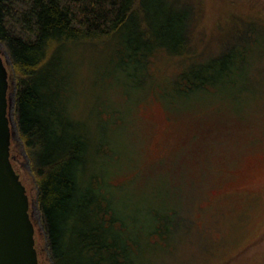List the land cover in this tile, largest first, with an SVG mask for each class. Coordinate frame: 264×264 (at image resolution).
Returning <instances> with one entry per match:
<instances>
[{
	"label": "rangeland",
	"instance_id": "obj_1",
	"mask_svg": "<svg viewBox=\"0 0 264 264\" xmlns=\"http://www.w3.org/2000/svg\"><path fill=\"white\" fill-rule=\"evenodd\" d=\"M170 1L191 13L188 54L159 51L139 86L117 70L110 46L69 57L76 117L109 147L91 168L114 170L118 206L145 233L152 209L173 218L166 236L143 235L136 264H264V0ZM230 48L236 70L220 89L176 95L173 78L188 62ZM0 52L8 58L3 44ZM11 154L38 262L48 264L34 176L16 132Z\"/></svg>",
	"mask_w": 264,
	"mask_h": 264
},
{
	"label": "trees",
	"instance_id": "obj_2",
	"mask_svg": "<svg viewBox=\"0 0 264 264\" xmlns=\"http://www.w3.org/2000/svg\"><path fill=\"white\" fill-rule=\"evenodd\" d=\"M190 14L170 0H0L14 125L34 176L48 264H136L143 235L171 229L173 218L152 209L151 230L142 231L118 206L114 170L106 176L91 168L109 147L76 117L69 57L85 46H110L117 70L139 86L159 51L188 54ZM233 54L188 62L173 78L176 95L220 89L236 70Z\"/></svg>",
	"mask_w": 264,
	"mask_h": 264
},
{
	"label": "water",
	"instance_id": "obj_3",
	"mask_svg": "<svg viewBox=\"0 0 264 264\" xmlns=\"http://www.w3.org/2000/svg\"><path fill=\"white\" fill-rule=\"evenodd\" d=\"M9 60L0 56V264H39L29 197L11 164L10 143L16 129L8 96Z\"/></svg>",
	"mask_w": 264,
	"mask_h": 264
},
{
	"label": "flooded vegetation",
	"instance_id": "obj_4",
	"mask_svg": "<svg viewBox=\"0 0 264 264\" xmlns=\"http://www.w3.org/2000/svg\"><path fill=\"white\" fill-rule=\"evenodd\" d=\"M0 56L2 57V60L4 61V55H3L2 52H0ZM8 79H9V73H8ZM11 89H12V94H13V92L15 90V87H14V82L12 81V79L10 81H8V90H7V93H8V96H10V97L12 96V100H14V95H12V94L9 93V91ZM11 151H12V149H11ZM15 159H16V157L11 154V161L13 162V161H15Z\"/></svg>",
	"mask_w": 264,
	"mask_h": 264
}]
</instances>
